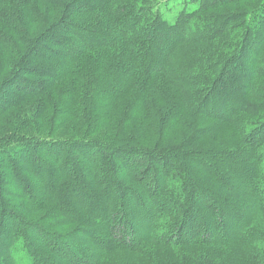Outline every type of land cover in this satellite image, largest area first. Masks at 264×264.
<instances>
[{"label":"trees","instance_id":"obj_1","mask_svg":"<svg viewBox=\"0 0 264 264\" xmlns=\"http://www.w3.org/2000/svg\"><path fill=\"white\" fill-rule=\"evenodd\" d=\"M259 81L264 0H0V264H100L148 244L163 264H264ZM78 118L81 136L51 139Z\"/></svg>","mask_w":264,"mask_h":264},{"label":"rangeland","instance_id":"obj_2","mask_svg":"<svg viewBox=\"0 0 264 264\" xmlns=\"http://www.w3.org/2000/svg\"><path fill=\"white\" fill-rule=\"evenodd\" d=\"M242 6H244V9L248 12H250L249 8L254 7L252 6L251 1H248V3L246 2L245 4H242ZM249 6V7H247ZM255 8V7H254ZM172 20V18H170ZM258 84H264L263 81H259ZM257 87V85H256ZM258 88V87H257ZM135 95V93H127L125 94L119 101L118 106H119V110H118V114L116 116V121L114 120L113 123H111V125H109L110 127H114L115 130L114 132H116L119 129V126H121V119L123 117L124 113H127V109L128 106L130 105V103L133 101V96ZM152 100H156V98H152ZM150 103H152V101H150ZM114 104L112 105L111 108H113L114 110ZM159 106L156 107V103L154 105V108H156V111L158 110ZM103 109V108H102ZM155 111V113H156ZM152 112L154 113V111L152 110ZM104 115V114H103ZM48 117V121L53 120L55 118V116L51 117V115L47 114ZM106 117V116H105ZM53 118V119H52ZM109 118V115H107V117L105 118V120H107ZM145 118V126L143 131L144 132H149V125L151 122L150 118L147 116L144 117ZM81 123L84 122V118H83V113L81 116ZM88 120H86L87 122ZM77 123L80 124L79 122V118L78 120H76L75 122H71V123H67L65 124L62 128L58 129V132L53 133L52 134V138L51 139H59V140H71L74 137H78L79 135L81 136V132H80V128L77 127ZM114 125V126H113ZM81 126V124L79 125ZM108 126V127H109ZM57 127V126H55ZM158 128L161 129V126H157ZM32 128V127H31ZM48 126L47 125H43V131L46 133ZM188 130L186 131L187 133L189 132V128L186 127ZM49 129L53 130L52 127ZM156 129V128H155ZM107 129L103 128L101 130V132L99 133V137L103 136L104 134H107V132H105ZM33 131L37 132L36 130H32V129H26V130H21L20 132H23L22 134H17V135H28L31 137H36V138H47L44 133L40 134V135H36L33 133ZM206 131H208L206 134H209V136H212L213 139L212 140H219L218 142H221L220 145L223 147L229 146L230 143H235L237 142V130L234 129V127L232 126H228V127H217V126H213V127H208L206 129ZM10 132L9 129H6L4 127H0V139L2 138L1 135L3 136V134ZM180 133V132H179ZM180 134L177 133H172L171 137L173 136H178ZM12 137V136H10ZM9 137V138H10ZM236 137V140H235ZM6 140V139H5ZM5 140H0V142H3ZM13 142H16L15 140H13ZM0 149H2V147L0 146ZM2 152V151H1ZM0 152V187H3V182L2 181V177L1 176H6L4 174H6L8 171L7 170H3L5 167H3L2 165L5 164L6 158L5 156H3V153ZM13 154H15V158H16V162H18L20 165L21 163H23L24 157L22 156H18L15 152H13ZM21 155V154H20ZM23 158V159H22ZM25 161V160H24ZM26 162V161H25ZM24 162V163H25ZM26 171H30L29 166L26 164L25 166H23V172ZM8 174V173H7ZM11 176V174H10ZM27 176V180H33L34 181V177L31 175V173H26ZM19 186V185H18ZM18 186H13V188L11 186H5L6 189L8 190H12L15 193L20 194L21 191L19 189ZM40 190L37 189L35 192H39ZM33 192V193H35ZM17 195V194H16ZM35 198V197H34ZM4 202L6 204H11V200L8 201L4 200ZM23 202V201H21ZM14 203V202H13ZM44 213V212H43ZM72 229V227H69L66 229V231H70ZM146 249L144 250L142 255H134V254H115L113 256L110 257H105L102 258L100 264H163L161 261L162 255L164 253V251L159 250L156 246H152L151 244H148L147 247H145ZM169 261L174 262V259L172 257V255H170L169 253H166Z\"/></svg>","mask_w":264,"mask_h":264}]
</instances>
